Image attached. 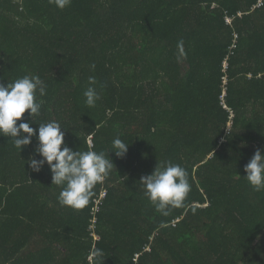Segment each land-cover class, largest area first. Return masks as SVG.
Masks as SVG:
<instances>
[{
    "label": "trees",
    "instance_id": "obj_1",
    "mask_svg": "<svg viewBox=\"0 0 264 264\" xmlns=\"http://www.w3.org/2000/svg\"><path fill=\"white\" fill-rule=\"evenodd\" d=\"M256 1L72 0L61 10L0 0V83L35 74L47 85L39 115L17 123L57 121L73 150L129 143L123 157L109 153L114 168L89 204L73 209L59 203L47 164L29 166L36 138L20 152L0 135V264H264V190L244 177L264 154ZM238 12L252 13L226 25ZM90 76L94 107L83 95ZM167 161L186 169L191 191L164 216L140 178Z\"/></svg>",
    "mask_w": 264,
    "mask_h": 264
},
{
    "label": "clouds",
    "instance_id": "obj_2",
    "mask_svg": "<svg viewBox=\"0 0 264 264\" xmlns=\"http://www.w3.org/2000/svg\"><path fill=\"white\" fill-rule=\"evenodd\" d=\"M63 10L71 5L72 0H49ZM95 65H92L94 69ZM94 76L88 78V87L83 92L85 103L94 107L100 99L95 85ZM47 94V85L38 75L29 74L15 79L13 82L0 83V135L10 137L14 146L20 150L30 145L35 137L38 145L35 155L30 157L29 166L39 172L47 164L52 173V184L61 187L58 197L62 206L83 209L94 195V188L102 183L114 168L109 153L123 157L129 147L121 138L112 141V150L104 151L73 150L65 143V131L57 121L39 124L38 129L30 126L33 120L20 122L23 114L28 111L30 117L39 115L42 100ZM39 158H36V157ZM247 182L256 191L264 190V154L257 149L244 166ZM145 195L161 215H169V210L183 206L191 191L188 173L179 163L172 161L158 164L155 170L140 178ZM91 256L100 258L103 250L94 248Z\"/></svg>",
    "mask_w": 264,
    "mask_h": 264
},
{
    "label": "rangeland",
    "instance_id": "obj_3",
    "mask_svg": "<svg viewBox=\"0 0 264 264\" xmlns=\"http://www.w3.org/2000/svg\"><path fill=\"white\" fill-rule=\"evenodd\" d=\"M263 1V3H264V0H262ZM257 2V1H256ZM256 4V3H255ZM254 4V5H255ZM253 5V6H254ZM253 6L251 7V11H252V8H253ZM264 7V6H263ZM263 7H261V8H256V9H262ZM250 13H252V12H248V13H246V12H238V14L237 15H233V16H229V15H227L226 17H225V22H226V25H228V26H234V22H235V20L237 19V18H242L244 15H248V14H250ZM228 18H231L232 19V24H228L227 23V19ZM236 36H237V38H236ZM236 39V44H237V42H238V39H239V34L237 33V32H234L233 33V43H232V46H233V44H234V40ZM232 46L230 47L231 48V50H233L232 49ZM236 47V46H235ZM232 53V52H231ZM227 60H228V57L225 59V62H224V66L226 67L227 66ZM231 122L228 124V127L230 128L231 127ZM229 128H228V130H229ZM206 207V206H205Z\"/></svg>",
    "mask_w": 264,
    "mask_h": 264
},
{
    "label": "built area",
    "instance_id": "obj_4",
    "mask_svg": "<svg viewBox=\"0 0 264 264\" xmlns=\"http://www.w3.org/2000/svg\"><path fill=\"white\" fill-rule=\"evenodd\" d=\"M264 6V3H263V1L262 0H257V2H256V4L253 6V8H252V10H254V9H256V8H261V7H263ZM227 23L228 24H232V19L231 18H228L227 19ZM236 38H237V36H236ZM235 46H236V39L234 40V44H233V46H232V49L233 48H235ZM232 53H233V51H232ZM228 67V61H227V66H226V68ZM225 95V94H224ZM99 203V202H98ZM98 205V204H97ZM98 208V207H97ZM97 208H96V212H97ZM99 237H97V239H98Z\"/></svg>",
    "mask_w": 264,
    "mask_h": 264
}]
</instances>
